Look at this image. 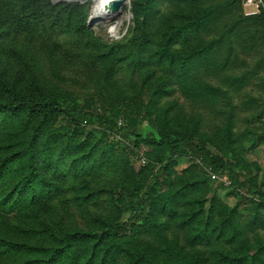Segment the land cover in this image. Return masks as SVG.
I'll return each instance as SVG.
<instances>
[{
  "label": "rangeland",
  "instance_id": "rangeland-1",
  "mask_svg": "<svg viewBox=\"0 0 264 264\" xmlns=\"http://www.w3.org/2000/svg\"><path fill=\"white\" fill-rule=\"evenodd\" d=\"M48 1H0V101L22 95L62 96L76 102L102 98L113 107L129 104L143 114L149 111L160 125L170 121L174 130L193 135L197 144L223 157L232 124L250 161L249 169L236 167L243 181H251L249 193H238L227 175L188 186L164 205L166 195L176 194L202 176L197 162L180 157L163 173L153 220L133 231L130 248L146 250L149 257L167 263L176 262L170 257L177 258L170 256L171 246L191 260L199 253L207 259L205 264H227L225 256L239 259L264 247V210L257 215V203L249 201L256 192H264V27L247 20L243 0H237L239 4L234 0H153L146 29L137 25L143 23L148 0H126L116 33L112 29L117 21L91 25L95 0L65 3L70 9L54 13ZM76 4L85 7L75 8ZM26 13L34 16V23L23 20L19 25L17 21ZM260 15L264 16V9ZM200 18H205L204 23ZM85 25L87 31L82 29ZM170 36L172 43L167 45ZM246 73L251 78L241 81ZM53 126L71 135L68 121L60 119ZM118 126L107 138L94 133L85 149H72L78 156L92 149L84 165L59 157L58 149L50 163L39 156L53 194H47L41 184L33 191L35 197L30 190L24 196V208L10 204L0 215V237L49 247L54 243L51 235L63 230L87 231L101 227L102 222H128L127 194L135 173L151 159L167 157L169 151L142 142L136 146L134 137H123L120 121ZM88 130L89 126L86 135ZM146 132L155 133L148 120L140 126V134ZM86 135L77 140L83 141ZM18 137L13 135L12 141L4 137L0 147L17 143ZM60 145L64 146V139ZM13 150L2 148L0 163ZM167 164L164 160L157 170ZM3 177V193L12 192L19 175ZM235 209L236 228L226 227L219 239L220 226ZM208 221L214 232L208 239L193 240ZM23 257L2 258L0 264H17ZM80 259L81 264H95L88 253ZM111 260V264L126 263L120 251ZM259 264H264V253Z\"/></svg>",
  "mask_w": 264,
  "mask_h": 264
},
{
  "label": "trees",
  "instance_id": "trees-1",
  "mask_svg": "<svg viewBox=\"0 0 264 264\" xmlns=\"http://www.w3.org/2000/svg\"><path fill=\"white\" fill-rule=\"evenodd\" d=\"M0 1H5L4 3H6L7 0ZM152 1L148 0L143 23L142 25H137V29L142 26L146 29L147 25H149L148 17L153 10ZM234 2L239 4L237 0H234ZM234 2L233 5L236 6ZM47 4H49L48 9L52 13L59 8L68 10L71 7L65 3L54 5L51 0ZM74 7L84 9L85 6L76 4ZM23 20L29 21L28 25H32L35 21L34 16L29 13L22 15L17 23L21 25ZM199 20L202 22L205 18H200ZM247 20H253L259 26L264 27L263 15L253 16L247 18ZM82 29L84 31L88 30L86 25ZM171 41L172 36L169 37L166 44H171ZM131 43L134 44L133 42ZM169 68L171 70L174 69V64L171 61ZM250 76V73H246V76L241 81L248 80L251 78ZM234 81L240 82L238 80ZM60 119L66 120L70 124L68 128L71 132L70 136L64 131L54 129V122ZM144 120L149 121L155 133L146 132L143 135L140 134L141 121ZM119 121L122 124L120 129L123 132V137L125 139L134 137L135 142L133 144L136 146L142 142L151 148L169 151L167 157L151 159L140 168L138 173H135L132 181L133 186L127 194V209L130 215L128 222H102L101 227L87 231L69 232L63 230L59 234L51 235L52 237L54 236V243L49 247H37L28 243L21 244L2 236L0 237V259L13 255H23L21 262L17 264H81L80 258L88 253L90 261L92 260L95 264L97 261L98 264H111L113 253L120 251L126 257L125 264L206 263L207 259L202 254H196L194 260H191L186 255L181 254V250L177 251L171 246H169L170 252H172L170 256L176 255L177 258L173 256L170 259H175L176 262L157 261L155 258L149 257L146 250L131 249L130 245L132 243L130 240L133 239V231L137 227H143L152 222L158 205L157 193L162 186L161 177L180 157H187L190 161L197 162L198 164L195 165L200 168L202 176L194 184L178 190L176 194L166 195L163 202L164 205H168L174 195L182 194L183 190L187 189L188 186L196 187L206 184L211 178L209 175L211 171L219 177L228 175L238 193L241 194L243 190L249 193L248 189L251 181H243V174L238 172L237 168H239V165L244 169H249L250 161L246 157L247 151L243 149L241 139L238 140L232 132L234 129L231 126L232 124L228 128L230 130L228 132L229 147L226 149L227 155L223 157L203 145L197 144L193 135L174 130L170 121L163 120L162 125H160L156 119L149 117V111L143 114V112L138 111L129 104L113 107L107 105L102 98H89L82 102H76L67 100L62 96L37 99L14 95L9 101H0V143L4 137L7 141H12L11 137L13 135L19 136L17 143L6 144L7 146H4L6 148L0 147V150L2 148L9 150L16 148V150H13V154L5 156L1 160L0 181L4 178V175L18 174L20 178L15 183V189L10 193H3V185L0 183V215L6 213V209L10 204L16 209L24 208V196L30 190L33 197H35L34 194L36 192L33 191H36L35 187H41V184L47 194H53L51 183L43 173L44 168L39 165V156H44L46 163H50L49 161L58 149L59 151L61 150L59 157H67L75 163L84 165L93 155L92 149L86 154L81 152V156H78L77 152L72 149H85L87 147L86 143L90 141L94 133H100L105 138L110 134L116 133ZM88 126L89 132L86 135L85 128ZM84 134L86 135L84 140L78 141L77 138ZM66 137L68 139H65ZM104 137H102L101 141H105ZM62 139H64L63 147L60 145ZM77 142L78 144L76 145ZM229 154H231L230 157L228 156ZM164 160L168 161V164L162 167L161 170H157V167L162 165ZM76 167L73 166L75 170H77ZM17 188L18 190H16ZM253 195V198H250L249 201L257 203L259 210L257 215H260V212L264 210V192L259 191ZM235 214H237V209L233 210L230 217L220 226L217 235L219 239L224 236L226 227L232 225V227L236 228L234 224L236 223ZM258 218L259 216L252 222L254 225ZM209 227H211L210 221L205 223L201 233L195 235L193 240L208 239V235L214 232ZM33 233L42 235L44 231H33ZM231 240L232 237L229 241ZM263 253L264 247H261L252 256L249 254L239 259L225 256L224 262L227 264H259Z\"/></svg>",
  "mask_w": 264,
  "mask_h": 264
},
{
  "label": "bare ground",
  "instance_id": "bare-ground-1",
  "mask_svg": "<svg viewBox=\"0 0 264 264\" xmlns=\"http://www.w3.org/2000/svg\"><path fill=\"white\" fill-rule=\"evenodd\" d=\"M122 2L123 0H95L97 9L93 18L107 23L117 21L112 29L116 33L122 23L120 19L122 17L123 6H120Z\"/></svg>",
  "mask_w": 264,
  "mask_h": 264
},
{
  "label": "built area",
  "instance_id": "built-area-1",
  "mask_svg": "<svg viewBox=\"0 0 264 264\" xmlns=\"http://www.w3.org/2000/svg\"><path fill=\"white\" fill-rule=\"evenodd\" d=\"M243 8L247 17L258 16L264 9V3L262 0H243ZM211 178L213 180L221 179L216 174H212Z\"/></svg>",
  "mask_w": 264,
  "mask_h": 264
},
{
  "label": "water",
  "instance_id": "water-1",
  "mask_svg": "<svg viewBox=\"0 0 264 264\" xmlns=\"http://www.w3.org/2000/svg\"><path fill=\"white\" fill-rule=\"evenodd\" d=\"M87 1H88V0H76V1L54 0V1H53V4L56 5V4H59V3H70V2L80 3V4H85ZM125 2H126V0H123V2L121 3L120 6H124V5H125ZM97 22H101V21L92 18L91 25H93L94 23H97Z\"/></svg>",
  "mask_w": 264,
  "mask_h": 264
},
{
  "label": "crops",
  "instance_id": "crops-1",
  "mask_svg": "<svg viewBox=\"0 0 264 264\" xmlns=\"http://www.w3.org/2000/svg\"><path fill=\"white\" fill-rule=\"evenodd\" d=\"M262 138H264V136H261ZM261 140V139H260ZM260 142H262V141H260ZM246 157H247V154H246ZM248 158V157H247ZM249 159V158H248Z\"/></svg>",
  "mask_w": 264,
  "mask_h": 264
}]
</instances>
